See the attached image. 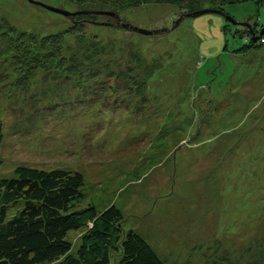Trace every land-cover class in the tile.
Here are the masks:
<instances>
[{"label":"rangeland","instance_id":"rangeland-1","mask_svg":"<svg viewBox=\"0 0 264 264\" xmlns=\"http://www.w3.org/2000/svg\"><path fill=\"white\" fill-rule=\"evenodd\" d=\"M32 1L71 14L0 0V177L79 172L163 264H264V0Z\"/></svg>","mask_w":264,"mask_h":264},{"label":"trees","instance_id":"trees-1","mask_svg":"<svg viewBox=\"0 0 264 264\" xmlns=\"http://www.w3.org/2000/svg\"><path fill=\"white\" fill-rule=\"evenodd\" d=\"M247 41L237 53L252 45ZM2 138L0 121V145ZM82 183L77 171L25 165L0 177V264H163L144 238L121 227L114 205L98 213L75 208ZM82 227L72 251L66 234Z\"/></svg>","mask_w":264,"mask_h":264},{"label":"water","instance_id":"water-1","mask_svg":"<svg viewBox=\"0 0 264 264\" xmlns=\"http://www.w3.org/2000/svg\"><path fill=\"white\" fill-rule=\"evenodd\" d=\"M28 1H29V2H33V3H36V4H38L39 6L45 8V9H47V10H50V11H52V12H55V13L61 14V15H63V16H67V15L71 14V13H69V12H67V11L62 10V9L55 8V7H51V6L45 5V4L40 3V2H36V1H32V0H28ZM208 11H209V10H200L197 14H201V13L208 12ZM106 14L111 15V16L114 15V14H111V13H106ZM226 20H228L229 22H231V23H233V24L236 23V22H234L232 19H230L229 17H227ZM242 25H245V26H247V27L249 26V25L246 24V23H242ZM123 26H125V27H130V28H132L133 30H136V31H138V32H140V33L147 34L146 31H144V30H142V29H139V28H136V27H132V26H130V25H128V24H123ZM262 34H264V26L260 29V31H259V33H258V35H257L256 37H260ZM256 37H254L252 40H255Z\"/></svg>","mask_w":264,"mask_h":264}]
</instances>
